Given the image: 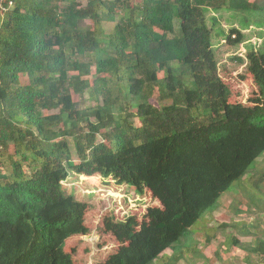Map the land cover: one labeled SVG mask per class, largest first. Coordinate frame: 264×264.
Here are the masks:
<instances>
[{
    "label": "trees",
    "instance_id": "obj_1",
    "mask_svg": "<svg viewBox=\"0 0 264 264\" xmlns=\"http://www.w3.org/2000/svg\"><path fill=\"white\" fill-rule=\"evenodd\" d=\"M79 1L0 0V264H74L66 243L89 228L88 205L63 187L71 170L160 204L142 222L106 216L121 246L98 264L167 250L177 264L190 229L264 157V52L247 56L260 102H230L210 17L264 13V0ZM86 93L94 105L74 100ZM251 253L264 264V239Z\"/></svg>",
    "mask_w": 264,
    "mask_h": 264
},
{
    "label": "rangeland",
    "instance_id": "obj_2",
    "mask_svg": "<svg viewBox=\"0 0 264 264\" xmlns=\"http://www.w3.org/2000/svg\"><path fill=\"white\" fill-rule=\"evenodd\" d=\"M87 1L79 2L85 6ZM212 15L217 19V24L213 25V45L218 75L231 91L230 102L254 107L257 100L260 102L261 95L248 71L247 56L253 50L264 52V13L239 11L210 14V17ZM208 22L212 26L210 19ZM231 29H237L242 35L240 43L234 46L224 38ZM20 82L28 84V79L22 76ZM74 100L81 106L95 104L88 93L84 97L74 95ZM132 121L139 125L138 120ZM100 141L101 137H98ZM69 143L73 160L78 162L72 140L69 139ZM261 172H264V157L221 196L216 211L203 216L190 229V237L184 241L188 250H183L182 259L177 264H262L259 255L251 253L254 240L264 239V181L258 188L254 185ZM63 187L68 194L88 205L84 224L89 233L70 238L65 246L74 264H98L119 249L120 242L102 229L106 216L120 221L135 216L142 222L148 208L160 207L149 192L139 195L130 185H118L100 175L86 176L71 170ZM232 238L239 244L232 245ZM171 255L172 252L167 250L153 264H166Z\"/></svg>",
    "mask_w": 264,
    "mask_h": 264
},
{
    "label": "built area",
    "instance_id": "obj_3",
    "mask_svg": "<svg viewBox=\"0 0 264 264\" xmlns=\"http://www.w3.org/2000/svg\"><path fill=\"white\" fill-rule=\"evenodd\" d=\"M118 1H121L122 2V1H125V0H118Z\"/></svg>",
    "mask_w": 264,
    "mask_h": 264
}]
</instances>
